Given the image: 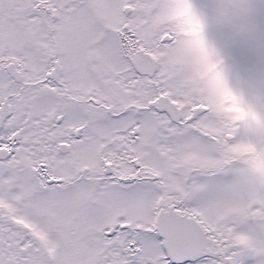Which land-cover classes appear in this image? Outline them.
Returning <instances> with one entry per match:
<instances>
[{
    "label": "snow or ice",
    "instance_id": "snow-or-ice-1",
    "mask_svg": "<svg viewBox=\"0 0 264 264\" xmlns=\"http://www.w3.org/2000/svg\"><path fill=\"white\" fill-rule=\"evenodd\" d=\"M0 264H264V0H0Z\"/></svg>",
    "mask_w": 264,
    "mask_h": 264
}]
</instances>
